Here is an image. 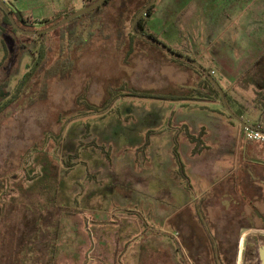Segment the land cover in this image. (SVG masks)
<instances>
[{
	"label": "rangeland",
	"instance_id": "obj_1",
	"mask_svg": "<svg viewBox=\"0 0 264 264\" xmlns=\"http://www.w3.org/2000/svg\"><path fill=\"white\" fill-rule=\"evenodd\" d=\"M4 1L21 11L28 23L14 17L27 29L52 25L89 2L65 0L54 13L62 1ZM146 1L131 0L133 11L125 9L128 31L134 9ZM121 10V0H110L95 22L82 18L80 33L89 41L74 45L72 74L47 80L45 98H39L44 81L34 76L0 112V264H201L215 238L227 241L215 264H237L240 238L252 235L231 227L250 220L225 206L223 186L212 190L237 171L241 124L215 87L206 82L203 90L191 66L145 38L126 34L119 44ZM9 31L11 65L0 64V76L10 69L11 75L0 84L12 93L42 46L51 47L50 63L59 57V33ZM145 31L215 70L225 90L232 84L245 98L248 87L257 105L249 114L256 108L264 122V0H156ZM216 50L222 65L211 55ZM6 52L0 30V61ZM84 99L100 110L90 111ZM29 236L32 253L21 263L14 251L26 249Z\"/></svg>",
	"mask_w": 264,
	"mask_h": 264
},
{
	"label": "crops",
	"instance_id": "obj_2",
	"mask_svg": "<svg viewBox=\"0 0 264 264\" xmlns=\"http://www.w3.org/2000/svg\"><path fill=\"white\" fill-rule=\"evenodd\" d=\"M10 1V0H9ZM46 1V0H42ZM55 1V0H54ZM62 1V2H60ZM65 0H57L56 2H60L58 7L53 8L54 13H60L64 10ZM47 2V1H46ZM51 2V1H49ZM10 9L13 10V12L21 14V11L15 10V6L13 2H11V6H9ZM22 15V14H21ZM220 52V51H219ZM213 52L211 53L212 57H216V62L218 65L220 64V53ZM229 51L226 53L229 59H232L233 56ZM187 56L191 57L190 54H186ZM221 55H225L224 52L221 51ZM193 58V56L191 57ZM195 59V58H193ZM197 60V58H196ZM199 61V60H197ZM223 62V60H221ZM229 68L234 71V69H237L234 67V65H229ZM208 69V68H207ZM215 73V70H210ZM262 77H264V69H262ZM203 90H205L208 85H206V82L204 81V84L202 85ZM236 86L232 84H227L226 90L223 88L226 98L230 96V101L235 104V106H232V110L239 111L242 114V118H245L248 120H255L258 124L261 125V127L264 128V122L261 117L257 116V109L248 110L250 106H257L255 101H252L253 94H251V91L248 90L247 97L244 98L245 93H239V91L236 89ZM244 88V89H246ZM235 91V92H234ZM207 93H209V96H213V92H209L206 90ZM241 98L244 100V102L250 103L249 106L242 105ZM248 99V100H247ZM216 101V99H215ZM222 101V99H221ZM243 102V103H244ZM223 103V102H222ZM218 105V103H216ZM242 105V107L240 106ZM246 107V109L244 108ZM236 113V112H235ZM249 114V116L247 115ZM248 117V118H247ZM240 123V122H239ZM241 124V123H240ZM241 138L242 141L245 143L244 147L242 148V151H240L239 154V162L237 166L236 173L232 174L231 176L227 177L225 181L220 182L216 187H214L212 190L213 192L219 187V185H222L219 193L222 195L223 200H227L225 206L226 207H233V209H236L238 211V215L247 217L250 220L249 225H241V226H231L235 227L234 231H240L245 232L243 235L252 234L251 237L245 238L244 245H242V239L240 238L238 242V260L237 264H264V254L261 251L262 246L264 245V225L258 224L256 221H252V217L256 218L261 221H264V144L259 141H247L243 137V129L241 125ZM199 152H196L198 154ZM230 185V188H225L224 184L228 183ZM262 223V222H261ZM237 228V229H236ZM242 237V236H241ZM245 237V236H244ZM243 237V238H244ZM216 240H213V242L210 240V250L213 249L214 252L210 251L209 253H206L205 259L202 261L201 264H215L214 261V255L218 253L219 257H224V249L225 244H227V241L223 239L215 238ZM216 242V243H215ZM207 244V241H206ZM202 259V258H201ZM211 260V261H210Z\"/></svg>",
	"mask_w": 264,
	"mask_h": 264
},
{
	"label": "trees",
	"instance_id": "obj_3",
	"mask_svg": "<svg viewBox=\"0 0 264 264\" xmlns=\"http://www.w3.org/2000/svg\"><path fill=\"white\" fill-rule=\"evenodd\" d=\"M94 1H96V0H89L88 4H90ZM109 1L110 0H106L100 6L96 7L92 11H89V12H87L81 16H78V17L72 19L71 21L63 24L62 26H60L59 28H57L51 32L34 35V36L41 37V36H46L52 32H58L59 33V57L53 63H50L49 58H48V51H51L50 50L51 47L44 48L42 46L40 48L39 59H37V61L33 64L32 68L30 70H28L23 75L21 80L16 85L14 92L11 93L9 90H7L6 85L0 84V102L4 101L3 104L0 106V112L2 110H4L5 108H7L10 105V103L17 100L19 97H21V94L29 88L30 81L32 80V78L34 76L38 75V76H40V79H42L44 81V84L42 87V92H41L39 98H45L47 96V92H48L47 80H49L50 78H53V77L65 79L72 74V71H73V68L75 65V60L71 57V52H72L74 45L86 44L89 41V39L84 38L82 36V34L80 33L79 21L84 17H89L92 22H95L104 13V7L106 6V4ZM150 1L151 0H147L146 2H144V4L141 7H137L136 9H134V13L132 14V17H131L132 22H133L135 16L142 9H144L150 3ZM130 2H131V0H121V6L123 7V10H121V13H120L121 17H120L119 28H118L119 44H122V41H123L122 39L124 38V36L126 34H129L131 36V38H135V37L136 38H143V37L137 35L133 31L132 25L128 31L127 27L124 24V19L122 17L124 15L123 13H124L125 9L127 8V10L130 11L129 13H131V10L133 11V9L130 8ZM153 8H154V4L152 6H150L149 8H147L144 11V13L139 17V19L137 21V29L139 31L147 33L145 31V29L147 28V16H150L152 14ZM0 11L3 13V20H2L3 24L0 23V30L2 33V44H3L4 49L7 51L5 56L3 57L2 61H0V64L4 67L6 62H7V64H9V66L11 65V62L8 61V59H9V57L12 56V52H13V51H11V47L8 45L7 38L12 39L13 42L15 41L14 35H13V37H10V35L7 34V32L10 30L9 31L10 33H16L17 34L18 30L12 24V22L8 16V13L1 6H0ZM13 14L18 15L21 21L28 23L27 19L24 16H22L21 14L15 13V12H13ZM69 14H71V13L59 14L57 16V18L54 20V23L59 21L60 19H62L63 17H65ZM25 28H27V27H25ZM147 34L153 35L151 33H147ZM153 36H155V35H153ZM146 40H148V39H146ZM148 41H150V40H148ZM150 42L159 46L160 48H162L160 45H158L152 41H150ZM21 45L23 47H25L24 44H21ZM133 50H134V47L132 45H130L129 50H128V54L131 53ZM177 59L179 61L183 62L184 64H187V65L191 66L192 68H194L203 77L205 82H207L209 85L216 88V86L214 85L212 80L200 68H198L197 66H195L192 63H189L183 59H180V58H177ZM10 70L7 72H3L0 76V79L5 77L6 81L8 82V78L11 75ZM210 73L212 74L211 71H210ZM6 81L4 80L3 83ZM178 88L179 89L181 88L183 90L187 89L185 86H180ZM144 94H147V93H144ZM188 94L189 93H187V96H188ZM217 94L220 96V92L218 91V89H217ZM148 95L169 96V93H168V91H166L164 95H160V93L155 94V93L149 92ZM180 96H182V97L185 96V93L184 94L180 93ZM220 99H221V96H220ZM36 100H37V97L31 96L30 103H34ZM84 102L89 107L90 111H99L100 110V107H96L95 105H92L91 103H89L85 99H84ZM235 112L240 117L242 116V114L239 111H235ZM253 126H261V125L258 123H255ZM196 152H198V149L194 150V153H196ZM7 192L8 191L5 192L6 196H8ZM35 206H37L39 209H42L41 208L42 206H38V205H35ZM40 220H41V213L39 214V218L37 219V222L35 223L37 226L36 229L34 230L35 234H38V232L41 231ZM0 233H4V232L0 231ZM13 233H15V230L13 231ZM29 238H30V236L28 237V239L26 241H24V246H26V249L20 248L18 251H16V250L14 251L15 257L23 259L24 256H27L26 254H28V252L32 253V251H29V250H31V247L29 245H27V244H31V241ZM18 248H19V246L15 245V249H18ZM55 248H56V246L54 244V245H52L51 250L54 251ZM16 252H17V256H16ZM25 260L26 259H23L21 263H23Z\"/></svg>",
	"mask_w": 264,
	"mask_h": 264
},
{
	"label": "water",
	"instance_id": "obj_4",
	"mask_svg": "<svg viewBox=\"0 0 264 264\" xmlns=\"http://www.w3.org/2000/svg\"><path fill=\"white\" fill-rule=\"evenodd\" d=\"M106 0H96L86 6H83L77 10H75L74 12H72L71 14L63 17L62 19H60L59 21L55 22L54 24L45 27V28H41V29H27L24 27H21L18 22L16 21L14 14H13V10L9 8V6L6 4V2L4 0H0V6L8 13V16L12 22V24L14 25V27L23 33H27V34H31V35H38V34H42V33H48L51 32L57 28H59L60 26H62L63 24L71 21L72 19L81 16L89 11H92L93 9H95L96 7L100 6L103 2H105ZM156 0H151L150 3L144 8L142 9L134 18L133 22H132V29L133 31L145 38L148 39L158 45H160L163 49H165L168 53L172 54L173 56L183 59L189 63H192L193 65L197 66L198 68H200L202 71H204V73L212 80V82L214 83V85L216 86V88L218 89V91L220 92V96L222 99V102L224 104V107L227 109V111L238 121L241 123L242 125V129H244L245 127H250V124L245 121L242 117H240L239 115H237L230 107L227 98H226V94L223 90V88L219 85V83L217 82V80L212 76V74L210 73V71L205 68L201 63H199L196 59H193L187 55H184L180 52H177L173 49H171L170 47H168L164 42H162L161 40H159L158 38H156L153 35L141 32L137 29V21L139 19V17L144 13V11L149 8L150 6H152L155 3ZM262 253L264 254V245L261 248Z\"/></svg>",
	"mask_w": 264,
	"mask_h": 264
},
{
	"label": "built area",
	"instance_id": "obj_5",
	"mask_svg": "<svg viewBox=\"0 0 264 264\" xmlns=\"http://www.w3.org/2000/svg\"><path fill=\"white\" fill-rule=\"evenodd\" d=\"M243 137L247 141H259L264 144V128L250 124V127L243 129Z\"/></svg>",
	"mask_w": 264,
	"mask_h": 264
},
{
	"label": "flooded vegetation",
	"instance_id": "obj_6",
	"mask_svg": "<svg viewBox=\"0 0 264 264\" xmlns=\"http://www.w3.org/2000/svg\"><path fill=\"white\" fill-rule=\"evenodd\" d=\"M262 218H264V217H262ZM263 219H261V222H262V224L264 225V221H262ZM197 236V235H196ZM196 236H193L194 237V239H195V237ZM244 242H245V237L243 238V241H242V245H244ZM197 244H203V243H205V241L203 242V241H197L196 242ZM196 261H198L197 259H195ZM199 262V261H198ZM199 263H201V262H199Z\"/></svg>",
	"mask_w": 264,
	"mask_h": 264
}]
</instances>
